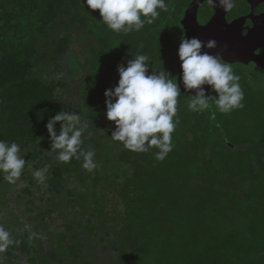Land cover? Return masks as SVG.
<instances>
[{
    "label": "trees",
    "instance_id": "1",
    "mask_svg": "<svg viewBox=\"0 0 264 264\" xmlns=\"http://www.w3.org/2000/svg\"><path fill=\"white\" fill-rule=\"evenodd\" d=\"M191 2L166 0L168 12L124 33L83 0H0V139L30 165L14 185L0 176V224L18 241L0 264H264V0H235L231 20L249 14L243 29L211 0L193 20ZM182 36L216 41L206 51L240 76L244 107L222 114L213 100L191 112L195 92L181 85L173 150L157 161L154 148L112 140L104 92L138 54L149 74L179 80ZM245 64L259 72L243 74ZM59 111L87 121L82 148L95 151L97 170L55 159L45 125ZM45 165L38 183L32 170Z\"/></svg>",
    "mask_w": 264,
    "mask_h": 264
},
{
    "label": "clouds",
    "instance_id": "2",
    "mask_svg": "<svg viewBox=\"0 0 264 264\" xmlns=\"http://www.w3.org/2000/svg\"><path fill=\"white\" fill-rule=\"evenodd\" d=\"M211 2L225 10L235 6V0ZM82 4L84 8L98 10L110 30L124 33L139 31L145 23H153L160 11H169L166 0H83ZM215 47L214 40L204 42L195 37L182 36L177 49L181 70L179 80L164 70L149 74V57L146 54L129 59L126 66L118 65L116 86L104 92L105 116L114 124L112 140L136 153H146L154 148L157 150V161L166 159L173 150L172 134L179 123L177 104L181 85L185 92H195V95H190L192 98L187 105L191 112L203 113L211 109L213 100L215 108L222 114L242 109L244 92L239 83L240 76L219 54L212 55L206 51ZM204 86H209V90L216 95H206ZM57 122L60 124L58 131L55 127ZM45 127L56 160L69 163L73 158H82L81 167L87 172L99 168L94 159L95 151L82 148L88 123L80 115L59 111ZM26 167L30 165L21 155V146L0 139V176L14 185ZM48 172L49 166L45 165L32 170V176L38 183H45ZM17 243L12 233L0 224V254Z\"/></svg>",
    "mask_w": 264,
    "mask_h": 264
},
{
    "label": "water",
    "instance_id": "3",
    "mask_svg": "<svg viewBox=\"0 0 264 264\" xmlns=\"http://www.w3.org/2000/svg\"><path fill=\"white\" fill-rule=\"evenodd\" d=\"M201 3V0H192V2L190 3L188 9H187V14H189L191 16V18L195 21H197V15H198V8L199 5ZM248 19V16L244 15V16H239L233 20L230 21V23L228 24V27L230 29L235 28V27H239V25H243L245 28L246 26V21Z\"/></svg>",
    "mask_w": 264,
    "mask_h": 264
},
{
    "label": "rangeland",
    "instance_id": "4",
    "mask_svg": "<svg viewBox=\"0 0 264 264\" xmlns=\"http://www.w3.org/2000/svg\"><path fill=\"white\" fill-rule=\"evenodd\" d=\"M245 4V3H244ZM246 6H243L244 8L242 9L243 12H247L248 9H249V6L247 4H245ZM251 9V8H250ZM233 11L230 10L229 13H228V19L231 20V18L233 17ZM198 17H201V8L198 9ZM229 20V21H230ZM264 37V35H262V38ZM256 46L259 47V46H264V41L263 40H260L256 43ZM258 55V51H256L253 55H251L252 57L254 56H257ZM251 56H248L247 58H250ZM246 66H244V72L243 74L245 75H253L255 74V72H259V71H256L255 68H253L252 66H249L248 64H245Z\"/></svg>",
    "mask_w": 264,
    "mask_h": 264
},
{
    "label": "flooded vegetation",
    "instance_id": "5",
    "mask_svg": "<svg viewBox=\"0 0 264 264\" xmlns=\"http://www.w3.org/2000/svg\"><path fill=\"white\" fill-rule=\"evenodd\" d=\"M244 15H246V16H248L249 17V14H243V15H240V16H244ZM239 17V16H238ZM237 18V17H236ZM231 21V20H230ZM247 21H248V19H247ZM247 21H246V26H247ZM230 23V22H229ZM245 26V27H246ZM242 27H244L242 24L241 25H239V27H237V28H242Z\"/></svg>",
    "mask_w": 264,
    "mask_h": 264
}]
</instances>
